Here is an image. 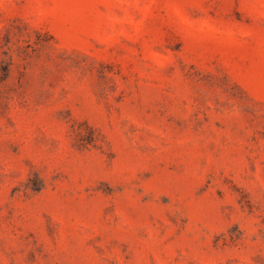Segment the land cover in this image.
I'll return each instance as SVG.
<instances>
[{
    "label": "rangeland",
    "instance_id": "374dc122",
    "mask_svg": "<svg viewBox=\"0 0 264 264\" xmlns=\"http://www.w3.org/2000/svg\"><path fill=\"white\" fill-rule=\"evenodd\" d=\"M0 264H264V0H0Z\"/></svg>",
    "mask_w": 264,
    "mask_h": 264
}]
</instances>
